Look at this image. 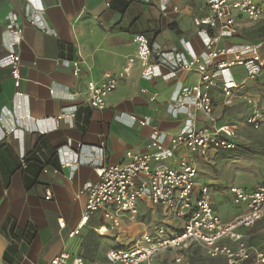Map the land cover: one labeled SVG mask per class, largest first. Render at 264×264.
<instances>
[{
	"label": "crops",
	"instance_id": "0c3cea01",
	"mask_svg": "<svg viewBox=\"0 0 264 264\" xmlns=\"http://www.w3.org/2000/svg\"><path fill=\"white\" fill-rule=\"evenodd\" d=\"M207 1L162 0L158 4L157 0H0V60L9 53L20 57L19 87L14 86L10 70L0 65V124L6 131H13L0 144V264H47L62 252L81 256L92 264H107L106 251L121 248L116 247V235L118 242L124 244L140 241L142 235L159 225L168 234L181 228L182 221L171 218L161 207L140 202L136 219L123 217L115 228L98 212L89 218L79 235L68 238L81 220L86 200L85 194L78 193L86 184L97 181L93 166L99 164L100 155L85 149L72 179L70 168H60V160L70 158L77 144L97 147L103 138V162L123 164L128 151H156L150 139L153 129L162 135L166 147L186 124L201 129L209 123L195 109L169 112L170 105L177 107L171 103L177 89L194 86L199 75L194 70L180 71L174 78L166 79L163 75L173 70V63L156 59L159 53L170 58L179 53L188 60L192 55L205 58L193 19L206 15ZM36 13L49 34L26 22ZM246 23V19H239L236 37L217 46L257 43L264 57L262 37L251 41L242 37ZM17 30L19 39L13 33ZM137 35L148 39L161 76L142 77L137 63L131 75L107 96L102 110L90 108L83 98L74 97L76 92L85 93L88 81L98 82L105 73L121 71L126 60L136 54L133 38ZM74 61L80 62L78 77L74 75ZM231 73L237 88L230 103L236 104L252 96L247 91L251 82L240 68H232ZM263 76L264 71L258 79ZM219 82L218 79L210 92L213 119L217 125L232 126L219 117L230 106L225 103ZM251 114L252 111L248 117ZM130 117L136 120L132 123ZM143 120L145 125L140 124ZM234 126L241 129L242 124ZM67 140L71 147L59 155L58 149ZM217 152L209 151L200 157L181 149L161 164L177 168L186 161L197 170L200 160ZM22 153L26 155L24 166L19 158ZM232 186L238 185L228 188ZM46 193L51 195L49 199H45ZM225 196L230 201L228 193ZM234 210L231 218H221L222 221L228 222L240 212L238 207ZM59 221L64 223L63 228ZM258 223L240 232L250 245L264 247ZM198 247L202 248L190 244L168 250L142 264H175L176 257L188 264H225L222 258H208L205 252L196 255ZM186 252L188 260L184 257Z\"/></svg>",
	"mask_w": 264,
	"mask_h": 264
},
{
	"label": "built area",
	"instance_id": "2783aa9c",
	"mask_svg": "<svg viewBox=\"0 0 264 264\" xmlns=\"http://www.w3.org/2000/svg\"><path fill=\"white\" fill-rule=\"evenodd\" d=\"M158 4L162 0H157ZM246 19L257 22L264 18V0H208L207 13L203 17L193 19L196 34L200 38L205 50V58L192 55L188 60L183 54H175L173 58L159 53L156 59L173 63V70L163 75L164 78H174L180 71H196L199 75L198 83L192 87H179L171 98L169 112H187L195 109L201 112L209 123L201 128L185 127L169 139L168 145H163L164 138L153 129L150 139L151 146L156 149L150 154H139L128 151L123 164H105V142L100 139L97 147L87 148L77 144L76 151L70 158H61L60 168H70L73 173L82 163L84 150L94 151L100 155V162L93 166L97 177L95 183L86 184L78 193L85 194L86 200L77 227L68 234V238L79 235L89 218L100 212L103 219L118 227L120 220L125 217L134 220L138 216V205L147 202L151 206L161 207L173 219L182 221L181 228L174 234H168L164 226H156L152 232L141 236L139 244L130 248L109 249L105 253L107 264H142L159 253L168 250H179L190 244L202 247L210 259L222 258L225 264H264V247L250 245L244 240L242 229H252L264 219V183L252 189L240 186L228 188V195L233 206L240 212L230 221L224 222L215 211L210 198V191L206 185L197 182L196 168L186 161H182L177 168L163 166L162 161L170 159L181 149L188 153L204 157L209 151H232L237 147L236 130L229 125H217L213 119V103L211 90L219 79V89L226 104H230L233 91L237 83L232 68H240L247 80L258 79L264 71V57L260 53V44L243 43L218 47L221 41L236 37L237 21ZM31 27L44 34H49L40 16L26 18ZM19 39L20 31L13 32ZM137 45L136 54L126 60L123 68L116 74L105 73L98 82L88 81L84 94L76 92L74 97L83 98L90 108L102 110L105 100L117 87L127 79L136 64L141 67V76L150 79L161 76L154 63L148 39L143 35L133 38ZM220 59V60H219ZM20 57L9 53L0 60V65L10 70L14 86L19 87ZM79 61H74V75L80 74ZM253 105L252 114L246 119L253 129L262 126V114ZM75 111V109H74ZM133 123L136 118L130 117ZM189 123V121H187ZM145 125L144 120L140 121ZM0 144L13 132L6 131L0 124ZM71 147V141L58 149ZM20 162L24 166L26 155H20ZM57 172V171H56ZM51 195L46 193L45 199ZM59 227L64 223L59 221ZM223 241L230 242L225 244ZM175 264H188L181 257H176ZM47 264H92L81 256H72L62 252Z\"/></svg>",
	"mask_w": 264,
	"mask_h": 264
},
{
	"label": "rangeland",
	"instance_id": "374dc122",
	"mask_svg": "<svg viewBox=\"0 0 264 264\" xmlns=\"http://www.w3.org/2000/svg\"><path fill=\"white\" fill-rule=\"evenodd\" d=\"M242 37L247 41L257 37L264 39V18L257 22L247 21ZM251 87L247 91L251 97L243 98L236 104H229V108L219 115L220 119L234 126L241 123L238 129V146L232 151H218L215 155L202 159L197 164V181L199 184L209 186L211 200L215 210L220 213L221 218L229 219L235 206L227 199L225 194L230 185H238L243 188L252 189L264 183V76L260 79L247 80ZM247 99H253L257 110L262 114V127L259 130L253 129L247 124L248 114L254 110L253 105ZM230 198V197H229ZM231 200V199H230ZM258 229L262 230L264 238V219L258 223ZM116 247L130 248L139 241H130L121 244L118 237H115ZM184 255L187 260L188 253ZM196 255L204 254L202 248H195Z\"/></svg>",
	"mask_w": 264,
	"mask_h": 264
}]
</instances>
